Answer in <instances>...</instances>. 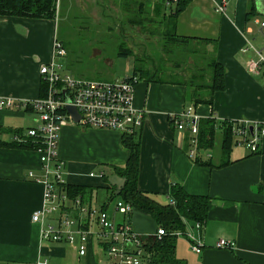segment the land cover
Here are the masks:
<instances>
[{"label": "crops", "instance_id": "1", "mask_svg": "<svg viewBox=\"0 0 264 264\" xmlns=\"http://www.w3.org/2000/svg\"><path fill=\"white\" fill-rule=\"evenodd\" d=\"M146 1L144 10L139 3L137 9L152 14L156 0ZM220 1L189 0L176 18V34L204 43L224 68V88L213 93L211 104L198 103L194 110L200 119L212 115L217 125L238 120L264 127V66L259 73H250L246 65L254 52L241 51L251 43L264 56V26L260 25L264 0H224V13L215 11ZM174 6L175 0H164L166 12ZM57 38V17L0 15V98L31 101L40 95L39 67L54 59ZM132 74L138 76L133 70L124 77ZM133 104L144 113L142 126L132 135L138 143V190L160 204H174L169 197L173 183L208 197L204 224L198 228L197 222L185 220L184 232L200 239L201 251L191 250L186 234H180L174 256L181 264H264V135L258 152L234 145L228 162L219 165L222 133L218 128L213 147L207 150L212 166L200 165L186 152L187 135L176 130L170 119L192 104L185 85L139 78ZM34 118L25 108H0V142H12L15 132L34 125ZM123 136L121 131L65 121L57 147L67 183L91 187L92 202L117 220L121 216L114 202L123 198L112 195L116 187L105 178L126 164L130 151L122 143ZM40 169L36 151L0 145V264H28L42 257L53 264H110L94 241L84 256L73 246L41 241V226L31 215L42 204L44 185L27 176L29 170L41 176ZM100 171L105 178L96 175ZM221 238L234 242V248H216Z\"/></svg>", "mask_w": 264, "mask_h": 264}, {"label": "built area", "instance_id": "2", "mask_svg": "<svg viewBox=\"0 0 264 264\" xmlns=\"http://www.w3.org/2000/svg\"><path fill=\"white\" fill-rule=\"evenodd\" d=\"M225 9L224 0L216 2V12L224 13ZM260 25L264 26V20ZM248 50H252L254 56L247 62V69L250 73L257 74L264 66V56L251 43L241 48L242 52ZM65 53L63 43L57 38L54 42V59L39 67L42 94L37 98L31 101L0 98V108L31 107L35 117L34 125L15 132L12 137V142L32 145L41 164V176H35L32 170L27 173L30 179L44 185L42 204L33 211L31 220L40 224L42 242L73 246L79 256L86 255L91 241H94L110 264H148L152 253L146 246L150 239L164 235V228L157 227L154 234L138 233L130 221L132 206L128 202H114L115 210L121 216L117 220L106 209L98 208L86 195H71L64 176L65 163L57 157L60 129L65 121L127 134L134 133L142 126L144 113L133 104L134 89L139 78L136 74L113 80L74 77L63 69L60 59ZM66 106L75 108L79 116L77 122H73ZM170 119L176 130L187 135L186 152L192 160L211 157L210 152L199 147L200 118L192 104ZM229 123L234 145L244 146L252 153L258 152L264 127L252 125L251 131L248 122L229 120ZM90 175H94V172ZM96 175L106 177L103 171ZM196 226L199 228L202 224L197 223ZM180 234H186L191 250L197 253L201 251L203 244L199 238L184 231L177 232V235ZM215 247L233 249L234 242L221 238L215 243ZM28 264L53 263L49 258L42 257Z\"/></svg>", "mask_w": 264, "mask_h": 264}, {"label": "trees", "instance_id": "3", "mask_svg": "<svg viewBox=\"0 0 264 264\" xmlns=\"http://www.w3.org/2000/svg\"><path fill=\"white\" fill-rule=\"evenodd\" d=\"M189 0H175L174 9L170 12L164 10V0H156L152 9V15L160 16L162 24L165 28L163 36L165 42L163 43V50L169 54L170 51L175 52V59L172 62L176 64L182 61H187L191 58L186 55L199 51V49L189 45L187 42L190 38L176 34L175 25L177 15L184 9ZM56 3L57 0H0V15L7 16H20L32 18H56ZM139 5H143L140 2ZM144 17V16H143ZM139 18L138 23L142 24V29H146L144 21L147 18ZM150 20V19H149ZM136 21V20H135ZM152 20L148 21L151 22ZM161 23V22H159ZM127 52L119 51L118 56H125ZM206 52H203V55ZM184 56V59L182 58ZM188 57V58H187ZM203 58V56H202ZM200 56L193 58L194 67L200 63ZM209 68V78L204 81L196 82V78L183 79L180 77L170 78L165 77V70H158L154 66L147 67L143 62L134 65V72L138 74L140 79L155 82H173L180 83L188 89V99L192 105L198 103H212V95L215 91L224 88V68L218 63L214 57V53L210 60L205 63ZM197 67V66H196ZM164 77L158 74L162 73ZM189 87V88H188ZM191 87V89H190ZM42 94V87L40 95ZM31 111V107L25 108ZM231 123L229 120H223L220 124H216L215 118L211 115L199 120L198 125V143L199 147L203 150H209L213 147V141L216 129L222 133L220 145V164L224 165L228 162L229 153L234 146L233 135L231 133ZM133 133H124L122 143L126 146L130 153L126 164L122 168H116V172L121 177H124V184L121 188L120 195L125 202H128L132 208L150 214L156 221L157 227H162L166 231L160 238L150 239L146 248L152 253L148 264H181L180 261L174 256L175 241L178 231H184L185 220L204 224L207 218L208 210V197L205 195H197L188 193L181 184L173 183L170 187L169 197L173 200L174 204H160L147 195L140 192L137 188V175H138V143L133 140ZM0 145L32 149L33 146L29 143L18 144L16 142H0ZM194 162L200 165H211L210 159H202L197 157ZM106 179V178H105ZM67 189L71 195L81 194L86 195L88 198L92 197L93 189L83 185L68 184ZM115 196L116 194H112Z\"/></svg>", "mask_w": 264, "mask_h": 264}, {"label": "rangeland", "instance_id": "4", "mask_svg": "<svg viewBox=\"0 0 264 264\" xmlns=\"http://www.w3.org/2000/svg\"><path fill=\"white\" fill-rule=\"evenodd\" d=\"M140 2L146 6V0H57L58 39L66 52L60 61L65 72L79 78L122 79L132 73L135 64L143 62L147 67L157 68V72L167 69L166 78L175 74L174 78L207 80L210 68L205 63L212 56L209 47L188 41L199 51L186 52L191 56L186 62H172L176 60L175 52L167 54L163 50V34L168 24H162L165 20L161 21L160 16L143 14L142 5L143 10L138 11ZM142 17L147 18L143 23L146 29L140 28L142 24L137 21ZM149 19L152 21L148 22ZM119 51L128 54L118 56ZM199 56L200 63L194 67L193 58ZM158 75L164 77L163 72Z\"/></svg>", "mask_w": 264, "mask_h": 264}, {"label": "water", "instance_id": "5", "mask_svg": "<svg viewBox=\"0 0 264 264\" xmlns=\"http://www.w3.org/2000/svg\"><path fill=\"white\" fill-rule=\"evenodd\" d=\"M66 110L69 114H71L73 122H77L79 120V116L74 107L66 106ZM250 130L253 131L252 125L250 126ZM106 179L109 184L115 185V194L119 195L124 184V177L119 176L117 173H113L110 176H107ZM130 221L135 231L138 233L154 234L156 232L157 223L150 214L132 208Z\"/></svg>", "mask_w": 264, "mask_h": 264}]
</instances>
